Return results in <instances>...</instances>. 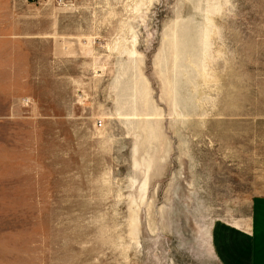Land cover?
<instances>
[{"label":"rangeland","instance_id":"rangeland-1","mask_svg":"<svg viewBox=\"0 0 264 264\" xmlns=\"http://www.w3.org/2000/svg\"><path fill=\"white\" fill-rule=\"evenodd\" d=\"M257 194L264 0H0V264H221Z\"/></svg>","mask_w":264,"mask_h":264},{"label":"crops","instance_id":"crops-1","mask_svg":"<svg viewBox=\"0 0 264 264\" xmlns=\"http://www.w3.org/2000/svg\"><path fill=\"white\" fill-rule=\"evenodd\" d=\"M211 240L221 264H264V194L253 196L245 217L215 222Z\"/></svg>","mask_w":264,"mask_h":264},{"label":"built area","instance_id":"built-area-1","mask_svg":"<svg viewBox=\"0 0 264 264\" xmlns=\"http://www.w3.org/2000/svg\"><path fill=\"white\" fill-rule=\"evenodd\" d=\"M99 124L102 125V122H100Z\"/></svg>","mask_w":264,"mask_h":264}]
</instances>
